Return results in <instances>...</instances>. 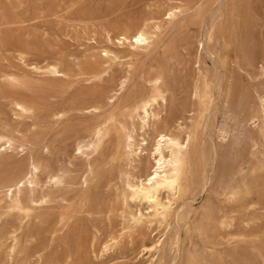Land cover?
<instances>
[{
	"label": "rangeland",
	"instance_id": "374dc122",
	"mask_svg": "<svg viewBox=\"0 0 264 264\" xmlns=\"http://www.w3.org/2000/svg\"><path fill=\"white\" fill-rule=\"evenodd\" d=\"M179 1L187 13L165 19L173 0H0V132L18 131L31 145L25 154L9 150L1 155L0 176L9 164L40 160L43 185L36 198L49 194L48 203L33 207L29 218L0 203V264H152L144 246L165 233L157 264H264V0H238L224 15L210 49L223 55L225 79L214 110L209 113L218 86L210 83L211 93L194 116L185 112L193 109L191 91L202 79L199 72L213 65L198 47L205 13L197 9L211 0ZM152 20H163L164 28L150 50L134 60V72L106 58L104 50L129 53L118 43V33L145 23L152 32ZM48 64L67 75L49 73ZM159 64L168 89L161 116L173 110L190 125L201 124L189 152L193 163L185 194L197 215L182 220L178 244L172 215L171 226L128 230L105 253L103 243L126 230L124 215L137 208L122 200L131 169L126 153L117 150L118 128L134 130L141 141L139 121L125 105L132 106L135 95L153 96L152 71ZM10 75L17 80H6ZM125 76L126 86L111 103L112 89ZM14 100L34 106V116L18 117ZM204 127L212 144L203 141ZM96 128L103 131L98 152L80 155L77 143L94 139ZM206 162L209 174L203 183ZM51 172H62L60 187L44 185Z\"/></svg>",
	"mask_w": 264,
	"mask_h": 264
},
{
	"label": "bare ground",
	"instance_id": "6f19581e",
	"mask_svg": "<svg viewBox=\"0 0 264 264\" xmlns=\"http://www.w3.org/2000/svg\"><path fill=\"white\" fill-rule=\"evenodd\" d=\"M237 2L238 0H211V3L206 8H201L202 10L197 9L200 12L205 13V23L200 39L198 40V47H202V49L205 50V56L207 55V57L209 56L212 58L211 60H213V65L210 66L211 69L207 68L199 72L202 74V79L199 83H195V86L191 91L190 105L193 107V109L185 110V112L189 111L192 116H194L196 113L199 115L200 107L207 101L211 93L210 83H214L215 86L218 87L217 93L211 99L209 113L214 110L217 99L219 98L220 86L223 84L225 79V62L223 55H216L211 52L210 44L214 41L217 31H219L224 15L228 13L231 8L233 9ZM187 10L188 9L182 5L181 1L173 0L166 10L165 19H178L180 16L186 14ZM147 26L148 23H145L143 26L138 27L133 31H122L118 33V43L128 48L129 53L127 55H122L120 52L112 50H104L106 52L103 54L108 60H112L118 63L119 66L125 67L126 72L131 74L137 69L134 64V60L138 56H143L144 52L146 53L149 51L154 45L156 38L159 37L158 31H161L164 28V21L162 20L153 22L152 32L146 29ZM111 32L112 31L110 30L107 33L109 38L111 37ZM33 68L36 70L41 69L38 66H33ZM47 71L51 74H58V76L67 75L55 64H48ZM103 72H106V70ZM5 75L6 74H4V76ZM152 76L153 96L143 97L140 95H135L133 105H125L131 114L132 120L137 118L139 121L140 128L143 131V137L141 141L136 138L134 130L131 131L124 125H121L118 128L121 133V142L118 145L117 150L121 154L126 153L127 162L131 169L130 173H128L126 176V181L124 182L125 192L122 194V200L126 207H129V203L132 202L137 208L135 211H128L124 215V219H126L128 224L126 230L123 229L124 231L119 233L118 236H110V238L103 243L102 252L105 253L111 250V248L114 246L118 245L119 238L121 239L128 230L133 228L137 229L144 225H153L154 223L163 224L168 222L171 226L169 219L172 215L175 216L176 244V240H178L179 235V227L182 224V220L186 222V220H192L193 218H196L197 215V212L195 211L196 206L193 207L192 201L187 199L185 194L187 193L190 186L188 174L193 163V161H191L189 152L191 147L195 145L196 131L198 126L201 124L198 120L190 125L187 121V118L184 117L180 119L178 114L173 110L170 111L169 116L164 119L161 114L163 105L165 106L168 103V89L165 86V75L163 66L161 64H159L155 70L152 71ZM5 79L14 82L17 80L11 75L8 77L6 76ZM126 83L127 77L125 76V78L121 79L116 87L112 89L110 100L111 103H114L117 100L122 89L126 86ZM13 104L18 117L30 119L32 116H34L35 108L30 103L14 100ZM94 109L96 110V108ZM56 115L61 117L62 113L58 112ZM32 125L36 126L34 123ZM18 133V131L0 132V156L8 155L9 150H11L10 152L15 155L19 152H24V154L27 152L26 150L31 145L29 142L22 139ZM94 137L95 138L92 140H82L77 143L76 147L80 155H87L89 157L92 153L98 152L103 140V131L101 128H96ZM207 139H210V144H212V138L208 133V129L205 128V138L203 141L207 142ZM203 141L201 142L203 143L201 144L202 153L204 148ZM47 150H49V148H47ZM143 152H146L145 156H141V153ZM136 157H138V160ZM116 159L118 158H115L114 161H116ZM208 164L209 162L205 163L202 180L203 183L208 180ZM89 165L90 168H92V164ZM140 166H142V170L139 169ZM43 167L44 166L40 160H36L31 157L29 158L27 164H19L18 166H15L14 164L7 165V172L0 176V203L4 201L5 207H7L9 211L17 210L25 218L30 217L33 207L48 203L49 194L43 195L40 199L36 198V192L43 185L40 180V171L43 169ZM15 169H19L21 173L14 176L12 173ZM140 170L142 172H140ZM61 173L62 172L48 173V181L44 185H50V187L55 189V186H59L62 183ZM91 178L93 179V177ZM87 182L89 181L85 180V183ZM163 194H167L166 197H163ZM174 204H176L175 208H173ZM204 215L207 216V213ZM166 235L167 233L163 234L156 242L152 243L151 245L144 246L143 250H145L144 252L149 255L148 257L152 264H157L158 254L160 253L161 249L165 248ZM16 249L17 240L15 238V240L13 239V244L10 246V253L14 254ZM177 258L178 257L176 254L175 259ZM173 264H175V262Z\"/></svg>",
	"mask_w": 264,
	"mask_h": 264
}]
</instances>
